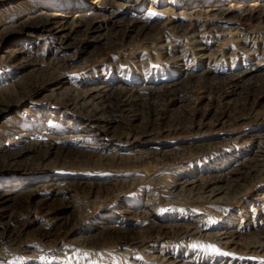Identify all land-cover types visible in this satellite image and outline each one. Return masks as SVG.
I'll return each instance as SVG.
<instances>
[{"label": "rangeland", "instance_id": "1", "mask_svg": "<svg viewBox=\"0 0 264 264\" xmlns=\"http://www.w3.org/2000/svg\"><path fill=\"white\" fill-rule=\"evenodd\" d=\"M119 1L0 0V264H264V0Z\"/></svg>", "mask_w": 264, "mask_h": 264}, {"label": "bare ground", "instance_id": "2", "mask_svg": "<svg viewBox=\"0 0 264 264\" xmlns=\"http://www.w3.org/2000/svg\"><path fill=\"white\" fill-rule=\"evenodd\" d=\"M98 1H100V0H98ZM104 1V0H103ZM117 1V4L119 5V7L120 6H122L121 4H122V2L121 1H119V0H116ZM213 1V0H212ZM234 1V0H233ZM50 2V1H49ZM187 2V1H186ZM215 2V1H214ZM240 2V1H239ZM48 3V2H47ZM101 3H102V1H101ZM212 4H214V3H212ZM185 5H188V3H185V4H183V6H185ZM206 5V4H205ZM215 5V4H214ZM213 5V7H215ZM201 6H203V4H201ZM210 6V5H209ZM212 6V5H211ZM254 6V5H253ZM252 6V7H253ZM257 6V5H256ZM58 7V6H57ZM45 11H46V13H43V15H40V16H38L37 18H36V20L34 21V22H36V21H39L38 19L40 18V19H45V21H47V22H49V20H51V21H58L57 23H55L54 25H60L61 24V22H62V20L61 19H58L57 18V15L56 14H54V12H56L57 10L56 9H53V7H52V5H50V8L46 5L44 8H43ZM212 9V8H211ZM164 10V9H163ZM171 10V11H170ZM218 10V9H217ZM220 10V9H219ZM223 10V9H222ZM249 10V9H248ZM247 10V11H248ZM167 11V13H174V10L172 9V8H168V10H166ZM212 11V10H211ZM49 12H53V13H49ZM208 12H210V11H208ZM225 12V11H224ZM162 13V12H161ZM195 13H197V12H195ZM219 13H223V11H219ZM204 14V13H203ZM173 15V14H172ZM181 15V14H180ZM196 15V14H195ZM199 15V14H198ZM197 16V15H196ZM65 22V20L63 21V23ZM31 23V22H30ZM45 23V22H44ZM35 24V23H34ZM38 24H40V23H37V25ZM23 25H26L25 23H21L20 24V26H23ZM19 26V25H18ZM36 26V25H35ZM49 27V26H48ZM52 27V26H51ZM54 27V26H53ZM62 27V26H61ZM61 27H59V26H57V27H55V29H59V28H61ZM51 30V29H50ZM54 30V29H53ZM56 31V30H55ZM54 32V31H53ZM175 33H176V31H175ZM169 50V49H168ZM167 50V57L168 58H170L169 57V55H171L172 54V51H168ZM158 51V50H157ZM211 55V54H210ZM172 58L174 57V56H171ZM165 58H166V56H165ZM58 62L56 61V64H57ZM54 65V67H56V70H58L60 67H59V65ZM59 64V63H58ZM62 64V63H61ZM58 68V69H57ZM51 77V76H50ZM52 80V79H51ZM53 82L52 81H50V80H44V81H41V83H38V85H37V87L38 86H40V88H41V86H42V88L45 90V89H49V91L52 93V94H54V93H56L57 91V89H60V86H62V82H58V83H56V84H52ZM59 85V87H57ZM34 86V85H33ZM35 87H36V85H35ZM41 88V89H42ZM39 89V88H38ZM14 90V89H13ZM11 91V92H14V93H16L15 92V90L14 91ZM70 91L71 90H63L61 93L63 94V95H66V97H67V94H70ZM49 92V93H50ZM72 92V91H71ZM76 94V93H75ZM80 94V93H79ZM57 95H58V93H57ZM62 95V96H63ZM74 95V94H73ZM72 95V96H73ZM71 96V95H70ZM79 96H81L82 97V100H86V99H88V98H90L91 96H90V94H89V92L88 93H84L83 95H79ZM79 96H77L76 95V97H79ZM78 99H81V98H78ZM83 101V102H84ZM78 102H76L75 104H77ZM80 107H81V105H80ZM170 173V172H169ZM166 178H168V179H170L171 177H170V175H167L166 176ZM190 185V187L192 186V188H194L193 186H195L196 184L193 182V183H190L189 184ZM198 186V185H197ZM184 189V188H183ZM192 193V192H191ZM183 228L181 227V226H179V227H177V229L175 228V230H176V233L177 232H184V230H185V232H190L189 231V229H188V227L187 228H185L184 230H182ZM186 230H188V231H186ZM198 230V229H197ZM175 233V232H174ZM181 234H183V233H180V234H178L177 235V237L179 236V235H181ZM191 235H192V233H191ZM184 236V235H183ZM186 237H187V235H186ZM185 237V238H186ZM189 237V236H188ZM194 237V234L192 235V238ZM199 237V236H198ZM95 239H90L89 241H85V240H83L81 243H85V242H89V243H92V242H95V240H96V237H94ZM15 239V238H14ZM89 239V238H88ZM146 239V238H145ZM98 240V239H97ZM80 242V241H79ZM99 242V241H98ZM95 245H96V243H94ZM99 244V243H98ZM97 244V245H98ZM40 255H41V253H39V251H30L29 252V258L30 259H33V260H35V259H37V257L39 256L40 257ZM3 256H5L6 257V255L2 252V251H0V257H3ZM165 258V257H164ZM1 259V258H0Z\"/></svg>", "mask_w": 264, "mask_h": 264}]
</instances>
